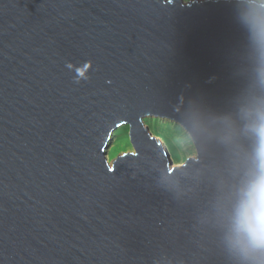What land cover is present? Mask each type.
<instances>
[{"label": "water", "instance_id": "water-1", "mask_svg": "<svg viewBox=\"0 0 264 264\" xmlns=\"http://www.w3.org/2000/svg\"><path fill=\"white\" fill-rule=\"evenodd\" d=\"M261 26L250 0H0V264H264L234 231ZM148 117L195 158L170 168Z\"/></svg>", "mask_w": 264, "mask_h": 264}, {"label": "clouds", "instance_id": "clouds-1", "mask_svg": "<svg viewBox=\"0 0 264 264\" xmlns=\"http://www.w3.org/2000/svg\"><path fill=\"white\" fill-rule=\"evenodd\" d=\"M258 40L264 46V26L258 29ZM251 131L256 137L255 172L247 181L235 208L234 231L244 253H261L264 252V106L254 111Z\"/></svg>", "mask_w": 264, "mask_h": 264}, {"label": "rangeland", "instance_id": "rangeland-1", "mask_svg": "<svg viewBox=\"0 0 264 264\" xmlns=\"http://www.w3.org/2000/svg\"><path fill=\"white\" fill-rule=\"evenodd\" d=\"M153 118L149 123L143 119V124L149 133H158L155 141L161 143L168 154L170 168L180 166L187 158H195V149L187 132L178 124L167 119ZM124 126H121L122 128ZM127 127V126H126ZM110 144L106 147L104 156L109 165L119 155L131 153L133 149L129 143V129L122 130L121 135H112ZM153 137V136H152Z\"/></svg>", "mask_w": 264, "mask_h": 264}, {"label": "trees", "instance_id": "trees-1", "mask_svg": "<svg viewBox=\"0 0 264 264\" xmlns=\"http://www.w3.org/2000/svg\"><path fill=\"white\" fill-rule=\"evenodd\" d=\"M146 119H147V123H149L148 121H150V120L153 119V118H146ZM125 128H127V127H126V126H124V127H122V128L119 127L117 130H115V131L113 132L112 135H115V137L121 135L122 130H125ZM150 134H151V136H153V137H155V136L158 135V133L156 134L155 132H151ZM112 137H114V136H112Z\"/></svg>", "mask_w": 264, "mask_h": 264}, {"label": "built area", "instance_id": "built-area-1", "mask_svg": "<svg viewBox=\"0 0 264 264\" xmlns=\"http://www.w3.org/2000/svg\"><path fill=\"white\" fill-rule=\"evenodd\" d=\"M184 2H189V1H200V0H183ZM258 3H264V0H250Z\"/></svg>", "mask_w": 264, "mask_h": 264}]
</instances>
